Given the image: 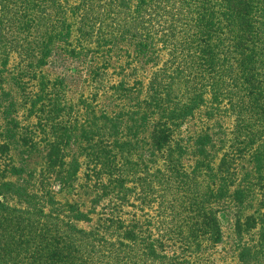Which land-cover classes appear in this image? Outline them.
Segmentation results:
<instances>
[{"label":"trees","instance_id":"trees-1","mask_svg":"<svg viewBox=\"0 0 264 264\" xmlns=\"http://www.w3.org/2000/svg\"><path fill=\"white\" fill-rule=\"evenodd\" d=\"M0 264H264V0H0Z\"/></svg>","mask_w":264,"mask_h":264},{"label":"rangeland","instance_id":"rangeland-1","mask_svg":"<svg viewBox=\"0 0 264 264\" xmlns=\"http://www.w3.org/2000/svg\"><path fill=\"white\" fill-rule=\"evenodd\" d=\"M43 165H44V152L41 150V145H39L37 151H33V153L29 158L28 168L38 171Z\"/></svg>","mask_w":264,"mask_h":264}]
</instances>
